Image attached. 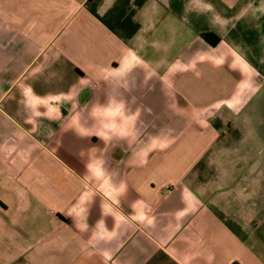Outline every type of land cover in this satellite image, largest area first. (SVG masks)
<instances>
[{
  "label": "crops",
  "instance_id": "crops-1",
  "mask_svg": "<svg viewBox=\"0 0 264 264\" xmlns=\"http://www.w3.org/2000/svg\"><path fill=\"white\" fill-rule=\"evenodd\" d=\"M0 264H264V0H0Z\"/></svg>",
  "mask_w": 264,
  "mask_h": 264
},
{
  "label": "trees",
  "instance_id": "trees-1",
  "mask_svg": "<svg viewBox=\"0 0 264 264\" xmlns=\"http://www.w3.org/2000/svg\"><path fill=\"white\" fill-rule=\"evenodd\" d=\"M202 38L210 45L214 46L219 42V38L214 36L213 34H202Z\"/></svg>",
  "mask_w": 264,
  "mask_h": 264
}]
</instances>
